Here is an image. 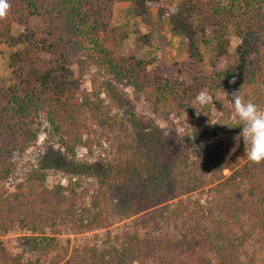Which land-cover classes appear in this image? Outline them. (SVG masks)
I'll return each instance as SVG.
<instances>
[{
  "label": "trees",
  "instance_id": "1",
  "mask_svg": "<svg viewBox=\"0 0 264 264\" xmlns=\"http://www.w3.org/2000/svg\"><path fill=\"white\" fill-rule=\"evenodd\" d=\"M161 1L133 0L134 11L146 15L148 4ZM8 2V14L0 19V42L24 48L10 53L16 82L0 86V234L15 225L31 233L45 226L55 231L67 223L80 232L103 228L107 177L96 165H77L78 171L88 170L99 180L88 203L82 202L72 178L66 186L57 182L48 187L43 169L29 172L25 183H17L12 192L2 185L15 172L17 158L35 143L43 122L70 158L78 147L91 149L92 134L108 138L113 121L101 91L84 87V77L92 67L109 82L142 97L154 118L146 124L134 121V125L157 136L172 124V116L198 110L208 114L212 107L236 118L214 125L217 132L241 131L230 100L234 91L264 110V0H179L168 20L171 33L185 38L187 78L160 75L148 68L147 60L119 53L121 34L112 24L115 0ZM36 21L39 24L32 26ZM13 25L22 27L17 35L11 33ZM230 30L239 40L234 49L236 61L217 69L215 63L227 53ZM208 33L214 38L213 69L205 72L199 42L205 43ZM29 54L35 59H29ZM90 82L94 85L95 79ZM223 93L226 97H221ZM184 151L179 175L167 177L158 165L148 175L138 170L142 183L130 192L121 186L124 194L113 196L115 214L125 218L177 198L170 216L180 223L179 236L144 238L132 233L116 236L119 244L101 248L83 240L47 264H142L151 254L159 264H240L247 240L254 238L264 248V163H250L247 148L237 139ZM133 174L130 167L121 183L128 185ZM169 181L185 182L186 193L210 186L211 197L205 204L200 199L178 198L164 187ZM145 220L142 217L143 226ZM0 264L40 263L38 259L24 261L21 253L11 254L0 240Z\"/></svg>",
  "mask_w": 264,
  "mask_h": 264
},
{
  "label": "rangeland",
  "instance_id": "2",
  "mask_svg": "<svg viewBox=\"0 0 264 264\" xmlns=\"http://www.w3.org/2000/svg\"><path fill=\"white\" fill-rule=\"evenodd\" d=\"M130 1V5L124 0H115L113 4L112 24L121 34L118 43L119 53L147 60L148 68L160 75L187 78L188 58L185 38L171 33L168 20L169 14L179 0H162L159 4H148L146 15L136 13L133 0ZM159 9H162V13H159ZM33 24L38 25L39 22L32 23V26ZM20 30H22L21 26L13 25L11 33L17 35ZM206 38L205 43L199 42V47L203 56L202 68L205 72H209L213 69L211 60L214 52L211 44L214 38L209 33ZM228 38L227 53L215 63L217 69L225 68L236 61L234 49L239 40L232 30L229 31ZM22 48L23 45L10 47L0 42V86H8L16 82L13 69L9 65L10 53ZM28 58L35 59L32 54H29ZM92 78L95 79L94 85L90 82ZM84 87L88 91H101L100 96L113 121L108 138L92 134L89 138L92 143L91 149L87 151L84 147H78L75 150V157L70 158L64 154V150L52 136L47 123L43 122L35 143L17 158L15 172L2 185L7 192H12L17 183H25L29 172L43 169L46 172L45 184L48 187L57 182L66 186L67 180L72 178L73 186L82 197V202L88 203L90 195L95 193L99 185V180L95 175L90 176L88 170L78 171L77 165L93 164L100 167L101 174L107 177L104 183L108 198L105 210L107 219L103 228L87 232H80L69 223L55 231L54 228L45 226L34 233L15 225L7 233L0 234V240L11 254L21 253L24 261L38 259L40 264H47L51 257L63 253L66 248L71 249L75 244L81 245L83 240H87L89 245L101 248L113 243L119 244L115 240L116 236L125 238L132 233L144 238L162 234L179 236L180 223L170 216L173 202H176L177 198L125 218L115 214L113 196L124 194L119 189L121 186L130 192L142 183V174H139L138 170L145 171L148 175L156 170L158 165L164 169L167 177L179 175L182 171L179 161L186 148H197L217 141L236 140L241 132L221 130L217 132L214 126L217 123L213 124V122L223 123L236 118L212 107L208 114L198 110L180 117L172 116V124L169 127H164L160 120L156 119V124L166 128L162 136H157L134 125V121L144 120L146 124L149 118H154L147 103L139 94L130 88L109 82L107 77L94 67L86 73ZM221 97H226V94L223 93ZM225 102L228 103L227 100ZM132 113L136 115L135 118ZM130 167L134 171L133 178H129L128 185L126 181L122 184L123 172L129 171ZM223 173L228 174V170H224ZM185 186V182L180 184L169 181L164 184V187L178 198L200 199L205 204V201L211 197L210 186L188 193ZM165 204H169V209H165ZM142 217L146 219L145 226L141 224ZM142 264H159V262L156 255L151 254ZM240 264H264V248L254 238H250L243 245Z\"/></svg>",
  "mask_w": 264,
  "mask_h": 264
},
{
  "label": "clouds",
  "instance_id": "3",
  "mask_svg": "<svg viewBox=\"0 0 264 264\" xmlns=\"http://www.w3.org/2000/svg\"><path fill=\"white\" fill-rule=\"evenodd\" d=\"M9 8L8 0H0V19L6 18ZM230 100L238 118L237 125L242 126L236 139L242 140L247 148L246 156L250 163H264V110L251 100L246 101L239 91H234Z\"/></svg>",
  "mask_w": 264,
  "mask_h": 264
},
{
  "label": "crops",
  "instance_id": "4",
  "mask_svg": "<svg viewBox=\"0 0 264 264\" xmlns=\"http://www.w3.org/2000/svg\"><path fill=\"white\" fill-rule=\"evenodd\" d=\"M117 1V0H116ZM128 1V2H127ZM124 2L126 3H128V5H130V3H131V1L130 0H124ZM132 5V4H131ZM127 7V6H126Z\"/></svg>",
  "mask_w": 264,
  "mask_h": 264
}]
</instances>
